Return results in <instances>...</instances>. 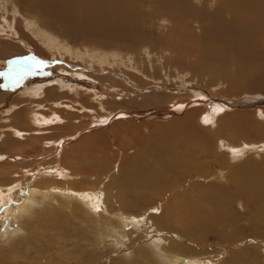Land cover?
Masks as SVG:
<instances>
[{"label":"rangeland","instance_id":"obj_1","mask_svg":"<svg viewBox=\"0 0 264 264\" xmlns=\"http://www.w3.org/2000/svg\"><path fill=\"white\" fill-rule=\"evenodd\" d=\"M139 1H140V5L142 6L141 11L148 20L147 22L144 23V25L146 23L148 24V22L151 20L152 23L150 27L151 29H154V31L157 32L156 36L158 37V42L162 39L165 40L166 37H168L167 26L169 25V20H170L169 13L165 14L157 11L159 4L161 5V3H159L160 0H146L145 2L147 5L143 3L144 0H139ZM190 2L195 4L200 10L202 9L207 12H211L208 10H215V5L211 4V7L209 8L207 5L204 4L205 0H191ZM5 7L7 8V12L4 10ZM24 9H26V7L22 8L21 4L16 0H0V15L6 14L8 17H12V16H16L14 14L15 12L16 14H18L17 11L22 12ZM205 11H203L200 14L191 13L185 15L183 20L179 24V29L183 31L187 30L188 28H186V23L191 25V28L197 29L198 27L197 25L201 24L204 21L203 17ZM36 12H40L39 9L37 7H32V10L28 15L34 18V20L40 19L51 22V17L49 18L48 16L44 15L46 12L43 13L40 12L41 13V14L39 13L40 17L37 16V18H36V14H37ZM16 17L18 18V15ZM156 23H158V25ZM144 29H146V27H144ZM201 33H202L201 29H199L196 32L198 36H200ZM23 34L24 36L21 37L17 33V36L12 35L13 38L11 36V39L10 37L5 39L1 38L0 41V56H1L0 59L2 58V60H0L1 62L0 63V176L4 177L5 179L4 185L7 186L12 183V180L9 179L8 176H5L6 173L10 174V171H14V170L21 171V169H25V171L28 172L27 178L22 179L12 185V187L15 188V194H13L14 196H12L9 199L8 207L6 209L11 208L10 210L12 211L16 209L18 205H22L24 203L23 199L25 198V194L27 191L26 189L28 185L40 186L46 182H47L46 184H49L50 182L54 183L53 181L50 180L45 181L43 179H38L42 173L50 172V171L53 172L58 171L60 173V171L63 169L61 173L64 172L66 174L65 178L64 176L60 177V180L55 181V184H58V186L60 185V187L62 186L74 187L79 190L86 188L88 190H93L92 188H96L95 189L96 191L98 190L99 191L101 190L103 192L105 191L104 194L108 204L112 206L114 209H119V210L121 209L120 216L127 225V226L122 225L123 227L120 226L116 227L115 225L110 223L108 225L110 228L109 229L110 232L106 233L107 231H109L108 227H103V223L97 225L94 222L95 219L89 218L86 212L81 213L79 210H76L74 207H72L75 206V204L73 203L74 200H70V202H72L71 203L72 205L68 203V206L70 207H67L66 209L63 208L64 206L60 207L61 210L63 209L62 210V228L64 227L63 233L65 234V237L66 238L68 237L67 239H69L68 241L63 243V246L65 245L64 264H82V263L83 264L84 263L85 264H97V263L98 264H110V263L111 264H160V263L174 264L172 256L175 257L179 256V258H177L178 262L182 260L186 262L196 260V264H264V224L258 226L256 223L257 220L256 216L258 215L259 217L260 214L264 215V206L259 205L262 204L260 202L258 204L259 207H257V203L254 204L251 201L252 198H249L251 197L250 195L252 193L250 191L249 192H245L244 190L241 191L233 183V179H232L233 177L231 178V174L235 173L236 179L238 177L249 175L250 179L253 180V176L250 172L242 173V171L238 169L239 167H241L242 164L250 166L249 169H251L252 172L256 175H258L259 173L260 174L264 173L263 170L264 169V149H263L264 121L262 119H260L257 116L253 117V121H255L256 123L262 121L261 123L263 128L257 126L256 124L250 123L243 126L242 128L244 129H241L240 132H238L237 134H235L234 132L233 134L235 135L230 133L220 135L222 131V126L224 127L227 126V128L230 129L231 126L233 125L238 126V124L240 125L242 122H247L248 121L247 117L240 116V118L239 117H234L230 119L223 118L220 122L217 121L216 125H220L219 129H221V131L218 133L220 135L218 137L219 139L217 138L219 142L217 140L216 142H213L214 144H217L216 150L214 149L215 145L212 146L209 145L207 146V151H208L207 154L203 153L202 155H200V158L198 156L195 157V155L192 157L193 163L196 162L195 160L200 161L202 163L203 165L202 167H204V170L206 172L203 176L199 172L193 170V168L191 169L188 168L189 169L188 174L192 173L190 174L192 176L187 180L186 183H184L186 186L182 185V190L178 188L179 185H176L172 188L173 190L164 192L166 193L164 196L162 197L155 196L157 199L156 198L152 199L153 201L156 200L154 201L155 203L152 200L149 202V204H146L143 200H139V199H134V201H132L133 200L132 197L129 194H127V192L124 191L123 188L119 189V187L122 185L124 181L123 179L126 176V172H127V177L129 179V177L134 178L133 174H136L137 172H146V170L148 169L147 165L150 163L148 157L151 156V152H148V150L144 152L142 150L148 145H151L150 148L153 147V139L159 138L157 137V135L158 134L160 135L161 132H166L168 129H171V127L175 125L174 120L182 119V117H184L187 111H195L193 109L194 107H197L198 109L201 108L202 110L209 109L208 108L209 104L208 105L206 103H202L201 105L197 104L195 103V101L197 102L198 100L197 98L191 97L190 95H189L190 97L188 95H186L187 96L186 97L185 96L186 93L184 94L183 92L180 96L175 95L174 97L168 99V102L165 103L162 102L163 104L155 100L150 95V93L155 92L156 90L164 92V90H166L170 86L172 87L170 90H168V92H172V94L174 93L179 94V91L181 90L180 84L185 82L189 83L187 84L188 85L187 88L192 87L193 84L189 82L192 78L190 61L187 63V65L184 68L179 69L177 66L174 65L173 61L171 60L175 58L174 54H171V52L169 51H167V53H163L162 51L163 48L169 47L167 42L165 46H163L160 43L149 44L147 46L148 48L155 47V49L151 50V51H156L154 52L155 54L154 59L157 60V58L159 57L158 60H160V62L157 61L155 64L157 66H164V67L166 66V68L167 67L168 68L164 69L161 74L159 73V77L157 78L153 77L155 76L154 75L155 70L153 69L152 64H148V63L142 64L144 66L145 71L147 72L145 76H141L135 70L130 71L131 68H129V70L122 68V71L128 72L130 74V77H127L126 74L118 71L117 68L111 70L109 66H106L104 67L105 70L102 71L101 69H99L100 68L99 66H95L94 69L95 71H94L90 69L87 65L86 67L82 63H80L75 58V56L69 59L68 57L70 54H71L70 56H72V53L75 55V52L77 51L81 52L85 50L84 48L80 47L81 46L80 42H77L79 44L77 45V47H73V45L69 43V40L60 38L59 43L55 44L56 46H54L55 49L52 48L53 57L56 56L58 57V59H52L49 58L51 54L45 48L44 44L43 45L38 44V50L37 49L35 50V46L33 47L32 44H30L26 36L30 37L32 41H35V43H36V39H34L35 36L31 34L29 29L25 27L23 29ZM37 37L41 39L42 35H37ZM5 40H10L11 41L10 43L13 45H17V46L21 45L20 47L22 51L21 49L16 50V48L7 44L5 45V43H2ZM88 42L90 41H87V44L82 45V47H86V48L88 47L89 49L88 54L90 61L93 60V57L95 55L97 56L96 58L100 59L101 54L98 52V50L99 51L102 50L100 48L98 49L97 47H94V45L92 46ZM103 51L106 55L103 54L102 56L103 57L106 56L110 58L109 63H113L115 61L120 62L121 58L119 54H122L123 51H119V49L117 48H113V51H106V50ZM109 52H113V54L109 55L108 54ZM142 54L144 53H141V55ZM60 55L63 56L64 59L61 58ZM29 58H34V61L30 60ZM163 58L164 59L169 58V60H167L169 62H165ZM72 59H74L75 61H73ZM15 61H21V62L27 61L29 62L28 64L31 65V68L25 71L23 64H16L14 63ZM35 62H43L44 67L42 69L36 67ZM63 69L64 70L66 69V71H71V73L72 74L74 73L75 75L64 73ZM82 70L84 71L86 70V72L90 71V74L93 77V79L86 80L80 78L79 76H76L79 72H82ZM167 70H170L171 76L169 75L167 77V74L164 73ZM5 73H7L8 75L5 76L4 75ZM118 73H122L125 76H120ZM96 77H98V79H95ZM135 77L139 78L142 81L141 84L137 83L136 81H133ZM52 83H54L55 85V91L54 92L49 91L47 99H40L41 101H37V102L35 101L33 102V100L32 101L29 100L30 91H33L35 88L39 89L41 85L47 88V85ZM119 86L127 88V90L124 91L123 90L124 88H119ZM222 88H223L222 86H218L213 90L212 93L220 94L219 91H221ZM76 90L78 93L76 92ZM71 92L73 93L71 94ZM144 92L146 93V96ZM193 93L196 92L193 91ZM242 93L243 92H233L228 94L232 96L231 98L233 101L238 103V104H230L229 102L230 105H226L227 109H229L230 111L235 110L231 112L233 114L236 113V111L239 110L241 106L246 105V104H242L244 101H241L244 100V97H252V98L256 97V96H251L249 93H243V94ZM11 96L12 97L17 96L20 97L21 99L12 98L13 99L12 100ZM262 97L264 98V96ZM222 100L225 99L222 98ZM46 101H48V103ZM108 102L109 104H111V107L109 109H105L101 111V109H99L100 105L108 104ZM177 109H180V111H178ZM241 109L249 110V108H245V106L244 108ZM21 110H24L26 115V126H28L29 129V130L26 129V131L28 132L27 136L24 138L25 140L20 139L21 138L20 137L19 138L20 141L17 140L18 138L16 139L13 138V140L16 143H14L13 146H8V145L5 146V144L2 141L4 138L8 137L7 134L11 133V131L9 127L2 128L1 126L10 125L12 121V117L15 116ZM120 111H122L123 113L122 112L119 113ZM173 111H178V112L177 114H175ZM36 115H40L39 120L43 124L42 126L36 123L35 121ZM43 116L44 117L46 116L47 118L51 119L49 120L50 122H48V124L45 122V118ZM198 120L200 119L198 118ZM16 121L17 120L15 119V122ZM4 122L6 124H4ZM20 122H21V126L23 127L24 124L22 120ZM174 128L176 129L177 127ZM262 129L263 131H261ZM216 131L217 130H215L214 132ZM220 139L222 140V142ZM197 140L200 141L205 139H200V137H197ZM225 140L228 141L231 144V146L234 145L232 146L233 148L235 146L236 148L239 147L243 142L254 143L253 145L255 150L249 151L246 155L241 156L240 159L236 158L234 160H229L227 155L232 153L231 150L233 151V149H230V147H228L229 144L227 145V142ZM224 141L226 143H224ZM200 142H202L203 146H205L206 142L205 143L204 141H200ZM200 145L201 144L199 143L198 146ZM144 156L146 157L144 158ZM137 164L139 167L137 166ZM127 165H128V169L125 170V167H127ZM56 167L58 170L56 169ZM54 169L57 171H55ZM131 169L133 171H131ZM84 173L86 175H83ZM188 174L187 176H189ZM71 175L73 176L69 178L68 176ZM228 176H230V179H228ZM212 177H214L215 179ZM65 179H67L68 181ZM73 181H75L76 183L75 182L73 183ZM120 181H122L121 185H120ZM179 181L183 182V179L182 180L180 179ZM213 184L214 187L217 186L223 188V189L219 188L217 190V191H221L220 194H222L221 197L223 199L225 197L231 198V201L229 203H227L226 200L224 201V203H226L224 204L225 207H223V210L221 209L220 211L221 213L219 212L218 215L216 214L217 218L220 217V220L211 223V225L206 229H196V232L192 233L193 234L192 236L190 233L187 232V230L182 225L175 222L176 217L172 216L171 219L168 218L169 213L171 214V209H169L170 205L172 204V202L173 204H175L174 200H177L178 197H180L179 200H187L188 196H190L191 198H193L192 201H194L199 207H207L208 210L211 209L213 205H211L207 201V199L211 196V194L207 195L205 200V191L208 190V187L210 186L213 187ZM222 184L223 185L226 184V185L223 186ZM227 184L230 185L229 186L230 188L228 187ZM194 186L195 187L199 186V187L195 189ZM107 187L108 189L110 188L109 191L111 190L112 192L111 191L109 192ZM227 188L233 191L232 192L230 191L229 193H228L229 190H226L227 192L226 191L222 192V190ZM107 191L108 193H106ZM123 191L126 193H124ZM236 191L237 193H235ZM254 191L256 192L257 190L255 189ZM260 191H261L260 194H262L263 189H261ZM182 193H189L190 195L188 194V196L186 197L179 196ZM231 193H233L232 194L233 198L231 197ZM109 200H112L114 203L112 204L111 202H109ZM195 200H197L198 202ZM203 201H205V205L202 204ZM121 202L124 204H122ZM45 203L46 204L48 203V205H50L49 202L47 201H45ZM45 203L43 205L39 203L40 204L39 206L42 207L35 208L34 210H32L33 214L31 216L35 217L38 212L45 210L43 209ZM145 204L147 206H145ZM48 205H46L45 208ZM105 207H107V204L105 205ZM150 207H151V211H150ZM40 209L42 210L40 211ZM5 210L2 209L0 210L1 235L4 234L5 231H7L8 226H14L16 224V220L11 215L9 216L5 215ZM31 216L29 217V219L32 218ZM84 216L86 217V219ZM129 218L135 222L132 221L130 222ZM140 219L142 224L140 223ZM83 221L86 222V224H84ZM88 222L92 226L89 225ZM151 224L161 225L160 230L147 233L146 230L149 227H152ZM93 227L95 228V230ZM78 228L81 232L78 230ZM131 230H132L131 233L132 235L130 234ZM72 231L73 232L79 231L77 233L80 234L84 233V234H81L80 235L81 237H79V235L78 236L73 235L72 233L69 234ZM113 231L115 232L116 236ZM125 231H127L129 234L126 233ZM94 232L96 233V235ZM98 232L100 235L98 234ZM111 233H113L114 235H112ZM86 234L87 235L90 234V235L86 237L87 236ZM111 236H115L116 239L118 238L117 240L116 239L114 240L115 243L113 242L114 238H112ZM6 238L7 237L0 240L2 247H4V244H10ZM17 238L18 237L15 238L13 237L12 242H14ZM97 238L99 239L97 240ZM132 238L133 239L135 238V240H133ZM73 239L76 240L78 239L77 244H79L80 246L77 245L76 247L75 245H73V243L71 242ZM83 240H85V242ZM88 240L90 242H88ZM106 240L109 242H106ZM125 241L126 243H124ZM105 242L108 245L104 246ZM121 245H123L122 248ZM165 245H169L168 249L170 250H166ZM101 246L107 249H102ZM153 247L156 249H154ZM67 248L68 250L66 251ZM244 248L249 251L247 252V254H244V258H243L244 260L242 261L239 260V258L243 257V255H241L240 252L243 251L242 249ZM80 249L81 251H79ZM130 249H131V254H130ZM160 249H162V251ZM103 250H105V252ZM108 250L110 254L108 253ZM231 250H237L239 254L237 256L235 255L230 257ZM157 251H159L160 253ZM72 254L73 255L75 254L74 255L75 257H73ZM95 254L100 256H97ZM101 254L103 256L105 255L106 257L105 256L103 257ZM111 254H113V257ZM89 255L96 259L97 257L98 258L100 257L99 258L100 260L97 259L95 261L98 262L95 261L92 262L90 261L92 257L90 258ZM85 256H87L88 259H86ZM122 256L124 257V259Z\"/></svg>","mask_w":264,"mask_h":264},{"label":"bare ground","instance_id":"obj_2","mask_svg":"<svg viewBox=\"0 0 264 264\" xmlns=\"http://www.w3.org/2000/svg\"><path fill=\"white\" fill-rule=\"evenodd\" d=\"M16 1H18L21 4L22 8L26 7V9H24L22 12L17 11L18 14H16V12L14 13L16 16L18 15V18L16 16L8 17L6 14L0 15V41H1V38L5 39V38L10 37L11 39V36L12 35L17 36V33L21 37L24 36L23 29L26 27L27 29H29L31 34L35 36L34 39H36V43H35V41H32L30 37L25 35L28 41L30 42V44H32L33 47L35 46V50L36 49L38 50V44H42V45L44 44L45 48L51 54L49 58L58 59V57L56 56L53 57L52 48L56 46L55 44L59 43L60 38L62 39L64 38V39L69 40V43H71L73 47H77V45H79L77 42H80V45H81L80 47L85 49L81 52H78V51L75 52V55L72 53V56H70L71 55L70 54L68 57L69 59L75 56V58L80 63H82L84 66L87 65L92 70L95 69V66H99L100 67L99 69H101L102 71L105 70L104 67L106 66H109L111 70L117 68L118 71L126 74L127 77H130V74L128 72L122 71V68L127 69V70L131 68L130 71L135 70L141 76H145L147 72L145 71L144 66L142 64L144 63L152 64L153 69L155 70V73H154L155 76H153L154 78L159 77V73L161 74L164 69L168 68V67L166 68V66L165 67L157 66L155 64L157 61L160 62V60H158L159 57L157 58V60L154 59V55H155L154 52L156 51H151V50L155 49V47L148 48L147 46L149 44L160 43L163 46H165L167 42L169 47L163 48L162 51L163 53H167V51H169L171 52V54H174L175 58L171 60L173 61L174 65L177 66L179 69L184 68L187 65V63L190 61V64H191L190 69L192 70V78L189 82L193 84L192 87L187 88L188 86L187 84L189 83L185 82V83L180 84L181 90L179 91V94H175V93L172 94V92H168V90H170L172 87L170 86L166 90H164V92L154 90L155 92L150 93V95L155 100L159 101L160 103L162 102L165 103V102H168V99L174 97L175 95L180 96L183 92L184 94L186 93L185 96L190 95L191 97L197 98L199 100V101L197 100V102L195 101V103L197 104H200V105L202 103H206L207 105L209 104L208 105L209 109L202 110L201 108L198 109L197 107H194L193 109L195 111H187L184 117H182V119H175L176 121L174 120L175 123L174 122L173 123L175 125L171 127V129H168L166 132H161L160 135L159 134L157 135V137L159 138L153 139V147L150 148L151 145H148L142 150L144 152H146V150H148V152H151V156L148 157L150 163L147 165L148 169L146 170V172H137L136 174H133L134 178L129 177V179L127 177V172H126V176L123 179L124 181L122 180L123 187L121 185L122 181H120L121 186L119 187V189L123 188L124 191H126L127 194H129L132 197L133 199L132 201H134V199H139V200H143L146 204H149V202L152 199L156 198L155 196H158V197L164 196L166 194L164 192L173 190L172 188L176 185H179L178 188L182 190V185L186 186L184 183H186L187 180L192 176L190 175L192 173L188 174L189 169L193 168V170L199 172L200 174H202V176L206 173L200 161L195 160L196 162L193 163L192 157L194 155L195 157L198 156L200 158V155H202L203 153L207 154L208 152L207 146L209 145L211 146L215 145L214 149L216 150L217 144H214L213 142H216L217 138L221 134H227V133L233 134L234 132L235 134H237L238 132H240L241 129H244L242 128L243 126L250 124V123L256 124L257 126L262 127V123H261L262 121L256 123L255 121H253V117L257 116L264 121V98L262 97L264 96V0H205L204 4L207 5L209 8L211 7V4L215 5V10H208L211 12H207L202 9L200 10L195 4L190 2L191 0L190 1L188 0H160L159 3H161V5L159 4L157 11H159L160 13H165V14L169 13L170 20H169V25L167 26L168 37H166L165 40L163 39L160 40L159 42H158V37L156 36L157 32L154 31V29H151L150 27L152 21L150 20L148 24L146 23L144 25V23L147 22L148 20L143 15V12L141 11L142 6L140 5L139 0H16ZM145 1L146 0L143 1L144 4H146ZM32 7H37L41 13L46 12L44 15L48 16L49 18L51 17V22H48L47 20L46 21L40 20V19L34 20V18L28 15L30 11L32 10ZM4 10L7 12L6 7L4 8ZM203 11H205L204 17H203L204 21L201 24L197 25L198 26L197 29L191 28V25H189L188 23H186V28H188L187 30L183 31L179 29V24L181 23L185 15H188L191 13L200 14ZM40 12H36L37 13L36 18L37 16L40 17V14H41ZM156 24L158 25V23ZM144 27H146V29H144ZM199 29L202 30L201 35L199 34L200 36L196 34V32ZM37 35H42L41 39L38 38ZM87 41H90L88 43L91 44L92 46L94 45V47H97L98 49L100 48L102 50V51L98 50V52L101 54L100 59L96 58L97 56L95 55L93 57V60L90 61L89 54H88V50H89L88 47L87 48L82 47V45L87 44ZM10 42H11L10 40H5L2 43H5V45L6 44L10 45L16 48V50L21 49L20 47L21 45L20 46L13 45ZM113 48H117L119 49V51H123L122 54H119L121 58L120 62L115 61L113 63H109L110 58L106 56L104 57L102 56L103 54H105L103 50L113 51ZM141 53H144V54L141 55ZM108 54L109 55L113 54V52H109ZM61 55L60 57L64 59V57ZM0 60H2V58ZM72 60L75 61L74 59ZM163 60L165 62H169L167 61L169 60V58L167 59L163 58ZM63 72L69 73L71 75H75L74 73L72 74L71 71H66V69ZM122 73H118V74L120 76H125ZM164 73L167 74V77H168L170 75V70H167ZM76 76H79L80 78H83L86 80L93 79V77L90 74V71L86 72V70L85 71L82 70V72H79ZM95 79H98V77H96ZM133 81H136L137 83H140V84L142 82L137 77H135ZM218 86L223 87L221 91L218 90L220 94L212 93L213 90L217 88ZM119 88H124V87L119 86ZM123 90L125 91L127 90V88H124ZM49 91H53V92L55 91L54 83L47 85V88L41 85L39 89L35 88L33 91H30L29 100L30 101L33 100V102L34 101L37 102V101H41L40 99H47ZM193 91H195L196 93H193ZM233 92L249 93L251 96H256L253 98L244 97V100H241V101H244L242 104H246L244 105L245 108H249V110L241 109V108H244V106L240 105L241 108L237 110L236 113L233 114L231 112L235 110L230 111L229 109H227L226 105L238 104L232 100L231 95H228L229 93H233ZM72 93L73 92H71V94ZM145 96H146V93H145ZM12 98L21 99L20 97H17V96H14V97L11 96V99ZM222 98H224L225 100H222ZM218 99H221V100H218ZM46 102L48 103V101ZM110 107H111V104H109L108 102V104L100 105L99 109L103 111L105 109H109ZM177 110L180 111V109H177ZM178 111H173V112L177 114ZM121 112L122 111H120L119 113ZM219 115H222V116H219ZM39 116L40 115H36L35 121L36 123L42 126L43 124L39 120L40 119ZM240 116L247 117L248 121L242 122L240 125L238 124V126L233 125L231 126L230 129L227 128V126L225 127L222 126L223 132L221 131V129H219L220 125H216V122L217 121L220 122L223 118H228V119L234 118V117L240 118ZM44 118L47 124L48 122H50L49 120H51L47 118L46 116ZM198 118L200 120H198ZM15 119L17 120L16 122H15ZM21 120L24 124L23 127L21 126V122H20ZM206 120L208 121L207 123L205 122ZM4 124L6 123L4 122ZM1 127L2 128L9 127L12 133V134L9 133L10 136L9 134H7L8 137L4 138L3 141L1 140L5 144V146L7 145L13 146L14 143H16L13 140V138L14 139L18 138L17 139L18 141H20L19 140L20 137H21L20 139H24L28 133L26 131V129H28V126H26L25 111L24 110L19 111L15 116L12 117V121L10 125H5V126L2 125ZM174 127H177V128L175 129ZM215 130L217 131L214 132ZM220 131L221 133L219 135L218 133ZM261 131H263V129ZM15 136H18V137H15ZM197 137H200V139H205V140H200V141H204V143L206 142L205 146H203L202 142L197 140ZM225 141L224 143L227 142V145L229 144L228 147H230V149H233V151L231 150L232 153L227 155L229 160H234L236 158L240 159L241 156L246 155L249 151L255 150L254 145H253L254 143L243 142L239 147L236 148L235 146L233 148L232 146L234 145L231 146V144L228 141L226 142ZM199 143L201 144L200 146H198ZM145 157L146 156H144V158ZM249 168L250 166L242 164L241 167H239L238 169H240L242 173L250 172L253 176V180L250 179L249 175L238 177L236 179L235 173L231 174V178L233 177L232 178L233 183L241 191L242 190H244L245 192L250 191L252 193L250 195L251 197L249 198H252L251 201L254 204L257 203V207H259L258 204L260 202L262 204H259V205L264 206V173H261V174L259 173L258 175H256ZM126 169H128V165L127 167H125V170ZM61 171L60 173L58 171L57 172H53V171L44 172L40 176L38 175L39 176L38 179H43L45 181L50 180V181H53L54 183L50 182L49 184H46L47 183L46 182L40 186L39 185H30V186L28 185L29 187L27 186L25 198L23 199L24 203L22 205H18V207L12 211L10 210L11 208L6 209L8 207L9 199L12 196H14L13 194H15V188L12 187V185L22 179L27 178L28 172H26L25 169H21V171H18V170L10 171V174L6 173L5 176H8V178L12 180V183L7 186L4 185L5 183L4 177L0 176V210L6 209L5 215H8V216L11 215L16 220V224L14 223L15 224L14 226H8L7 231H5L4 234L1 235V231H0V240L7 237L6 239L10 243V244H4V247H2L0 243V264H64V246L65 245L63 246V243L68 241L69 239H67L68 237L66 238L65 234L63 233L64 232L63 231L64 227L62 228V210L63 209L61 210L60 207L64 206L63 208L65 209L67 207H70L68 206V203L70 204L72 203L70 202V200H74L73 203L75 204V206H72V207H74L76 210H79L81 213L86 212L89 218L95 219L94 222L97 225H99L100 223H103V227H108V230L110 229L108 226L110 223L115 225L116 227L117 226L123 227L122 225H126V223L122 220V217L120 216L121 209L120 210L114 209L112 206L108 204L105 194H104L105 191L104 192L101 190L96 191L95 190L96 188H92L93 190H88L87 188L79 190L74 187H67V186L60 187V185L58 186V184H55V181L60 180V177L64 176L65 178L66 176V174L64 172L61 173ZM131 171L133 170L131 169ZM187 174L189 176H187ZM83 175H86V174L84 173ZM72 176L73 175L68 176V177L70 178ZM180 179L181 180L183 179V182L179 181ZM228 179H230V176H228ZM61 182H64V181H61ZM74 182L75 181H73V183ZM229 186L230 185H228V187ZM112 187H115V186H112ZM198 187L199 186L195 187V189H197ZM216 187H214V184H213V187L210 186L208 187V190L205 191V200H206L207 195L211 194V196L207 199V201L211 205L214 206V207L212 206L211 209L208 210L207 207H199L194 201H192L193 198L188 196L189 193H182L179 196H183V197L188 196L187 200H189L190 202L187 200H179L180 197L177 196L178 197L177 200H174L175 204H173L172 202V204L170 205L169 209H171V214L169 213L168 218L171 219L172 216L176 217L175 222L182 225L187 230V232L190 233L192 236H193L192 233L196 232V229H206L207 227L211 225V223L217 220H220V217L217 218L216 214L218 215L221 209L223 210V207H225L224 204L226 203H224V201L226 200L227 203H229L231 201V198L225 197L223 199L221 197L222 194H220L221 191H217L219 188L220 189H223V188L221 187L216 188ZM255 189L257 190L256 192L254 191ZM261 189H263L262 194H260ZM226 190H229V189L228 188L224 189L222 190V192ZM108 191L106 193H108ZM230 191L231 190H229L228 193ZM235 193H237V191ZM232 194L233 193H231V197H232ZM68 199H69V202H68ZM121 199H124V198H121ZM45 201L49 202L50 205H48V203L46 204ZM109 202H111L112 204L114 203L112 200H109ZM39 203H41L42 205L45 203V205L43 206L44 207L43 209L45 210L41 211L42 209H40L41 212H38L35 217H32L31 216L33 214L32 210H34L35 208L42 207V206H39L40 205ZM106 204H107V207H105ZM146 204L145 206H147ZM202 204L205 205V201H203ZM46 205L48 206L45 208ZM151 207H150V211H151ZM30 216L32 217L31 219H29ZM256 219H257L256 223L258 226H260L261 224H264V215L260 214L259 217L257 215ZM131 221L135 222L130 219V222ZM83 223L86 224V222L84 221ZM140 223L142 224L141 219H140ZM234 223H237V222H234ZM151 226L152 227H149L146 230L147 233L158 231L161 228V225H158V224H151ZM79 231H76V232L72 231L69 234L72 233L73 235H76V236L79 235V237H81L80 235L84 233H81V234L77 233ZM116 231H117V228H116ZM108 232H110V230L107 231L106 233ZM125 232L128 233L127 231ZM131 233H132V230L130 234ZM111 234L114 235L115 232L114 234L113 233ZM89 235L90 234H88L86 237H88ZM115 236H111L112 238H114L113 239L114 243H115L114 240L116 239ZM13 237L14 238L18 237V238L14 242H12ZM98 239L99 238H97V240ZM77 240L73 239L71 241L73 245H75L76 247L77 245H79L77 244L78 243ZM133 240H135V238ZM83 241L85 242V240ZM88 242L90 241L88 240ZM106 242H109V241L106 240ZM106 242L105 244L103 243L104 246L108 245ZM124 243H126V241ZM122 246L123 245H121V248ZM165 246L164 247L166 250H170L168 249L169 245H165ZM101 247L102 249H107L105 247L103 248V246ZM68 248L66 249V251L68 250ZM135 248H136V245H135ZM160 250L162 251V249ZM237 250H231L230 257L235 256V255L237 256L239 254ZM242 250L243 251H241L240 254L243 255V257L239 258V260L243 261L244 254H247L249 250L245 248ZM79 251H81V249ZM103 251L105 252V250ZM108 253H109V250H108ZM130 254H131V249H130ZM74 255L72 254L73 257H75ZM111 255L113 257V254ZM97 256H100V255H97ZM85 257L86 259H88L87 256ZM91 257L92 256H90V258ZM172 257H173L174 264H196V260L190 261V262H186L182 260L178 262L177 258H179V256L177 257L172 256ZM99 258L97 257L98 260H100ZM97 259L92 257L90 261L93 262ZM95 262H98V261H95Z\"/></svg>","mask_w":264,"mask_h":264},{"label":"snow or ice","instance_id":"obj_3","mask_svg":"<svg viewBox=\"0 0 264 264\" xmlns=\"http://www.w3.org/2000/svg\"><path fill=\"white\" fill-rule=\"evenodd\" d=\"M29 59L34 61V58H29ZM14 63L23 64L25 71H27L31 68V65H29L27 62L15 61ZM35 66L42 69L44 67V64H43V62H35ZM4 75L7 76L8 74L5 73ZM205 122L207 123L208 121L206 120Z\"/></svg>","mask_w":264,"mask_h":264}]
</instances>
